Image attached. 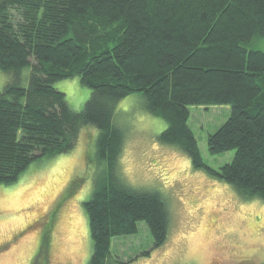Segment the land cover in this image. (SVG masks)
<instances>
[{
	"label": "trees",
	"instance_id": "16d2710c",
	"mask_svg": "<svg viewBox=\"0 0 264 264\" xmlns=\"http://www.w3.org/2000/svg\"><path fill=\"white\" fill-rule=\"evenodd\" d=\"M263 39L264 0H0V71L11 76L0 93V185L17 183L36 161L70 153L93 126L89 264H108L113 238L138 233L140 222L162 247L167 198L119 175L128 127L116 121L117 107L138 94L167 123L161 142L245 200L264 201V51L253 48ZM75 77L92 92L79 112L55 87ZM225 105L231 116L208 137V149L236 154L216 171L203 161L190 108Z\"/></svg>",
	"mask_w": 264,
	"mask_h": 264
},
{
	"label": "rangeland",
	"instance_id": "374dc122",
	"mask_svg": "<svg viewBox=\"0 0 264 264\" xmlns=\"http://www.w3.org/2000/svg\"><path fill=\"white\" fill-rule=\"evenodd\" d=\"M253 48L264 51V39ZM29 73L22 74L24 86ZM10 81L0 71V93ZM55 87L77 112L92 93L79 77ZM190 114L204 163L219 171L236 152L211 155L208 137L228 121L231 107H191ZM116 121L128 127L119 175L133 189L167 198L171 224L158 249L145 222L134 235L114 237L108 264H264V201L245 200L228 182L196 169L179 148L161 142L167 123L149 114L138 94L118 104ZM98 134L84 127L73 151L36 161L17 183L0 185V264L90 263L94 244L85 203L94 191Z\"/></svg>",
	"mask_w": 264,
	"mask_h": 264
}]
</instances>
